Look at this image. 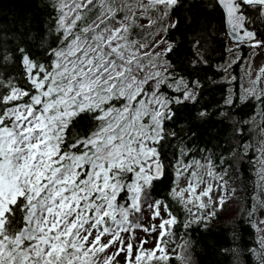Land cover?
<instances>
[{
    "label": "snow or ice",
    "instance_id": "obj_1",
    "mask_svg": "<svg viewBox=\"0 0 264 264\" xmlns=\"http://www.w3.org/2000/svg\"><path fill=\"white\" fill-rule=\"evenodd\" d=\"M52 9L47 29L22 21L15 50L0 46V264H113L125 248L127 264H167L178 223L171 205L148 204L160 220L144 229L158 232L153 248L146 240L134 248L121 233L165 181L188 213L185 229L216 216L215 206L204 212L214 184L227 189V171H217L214 154H192L178 113L209 122L208 106L197 107L205 45L223 33L238 47L264 49V0H54ZM181 27L191 37L186 53L171 36ZM251 85L224 97L227 113L218 114L223 122L238 102L255 99L252 122L259 116L264 132V67ZM260 165L250 217L264 208ZM216 203L222 208L225 195Z\"/></svg>",
    "mask_w": 264,
    "mask_h": 264
},
{
    "label": "trees",
    "instance_id": "obj_2",
    "mask_svg": "<svg viewBox=\"0 0 264 264\" xmlns=\"http://www.w3.org/2000/svg\"><path fill=\"white\" fill-rule=\"evenodd\" d=\"M53 2L54 0H0V29L7 33L6 36L0 34V46L10 51L15 50L17 41L13 38L12 31L19 28L22 21L30 22L32 28L47 29L55 20ZM171 36L180 45L179 51L186 53L191 37L184 28L172 32ZM226 43L227 38L222 33L214 42L205 45L208 64L202 65L199 72L206 87L197 107L208 106L209 122L201 124L193 119L187 109H182L178 113L176 129L183 137V143L191 147L192 154L198 159L214 154L217 171H227L228 186L226 190H221V195H225V200L231 199L238 204L239 208L227 219L221 215L225 208L223 205L207 227L203 223H193L190 228L185 229L183 223L188 218V213L171 196L170 190L174 184L168 181L159 184L146 204L166 202L178 217V223L174 226L175 235L169 237L167 264H184L185 259L188 264H260L255 238L256 212L250 217L249 211L253 205L251 197L256 193L257 187L258 140L264 142V132L258 127L261 118L256 116L253 123L252 117L261 110V106L255 99L247 104L238 102L236 108L232 109L231 118L221 122L222 117L218 112L223 109L227 113L223 98L239 96L238 67L246 55L245 50L242 51L234 64L222 69L228 55ZM172 59L181 72L187 70L183 55L173 56ZM227 73L233 76L231 82L223 80ZM241 127L244 129L242 134L239 131ZM83 130L85 129L81 126V131ZM242 142L245 147L241 150ZM205 148L208 149L206 153L197 152L198 149ZM173 150L171 147L166 149L169 159H172ZM211 207L212 203L208 211ZM260 209L264 213V208ZM207 212L204 214L207 215Z\"/></svg>",
    "mask_w": 264,
    "mask_h": 264
},
{
    "label": "rangeland",
    "instance_id": "obj_3",
    "mask_svg": "<svg viewBox=\"0 0 264 264\" xmlns=\"http://www.w3.org/2000/svg\"><path fill=\"white\" fill-rule=\"evenodd\" d=\"M141 23L147 25L148 21L147 19H143ZM237 45L232 44L227 41L226 43V49L228 50V55L225 59V63L222 69H226L228 66L234 64L238 58H239V51L238 48H236ZM245 58L241 61L240 66L238 67L239 71V96L243 95L244 90L251 87V80H255L256 75L261 67H264V49L261 48H250L248 50H245ZM225 82H231L233 80V76L229 73L225 75V78L223 79ZM259 142V152H258V158L256 159V165L257 168H260V161L261 159H264V156H262L261 149L264 148V142L262 140H258ZM207 179V178H205ZM259 183V177L257 179V184ZM181 187H186V182L181 183ZM199 191V189H198ZM221 195V190L218 189V187L214 184L213 192L211 194L212 201L211 203L213 206L219 210V205L216 203L218 201L219 196ZM207 199V198H204ZM151 204V203H149ZM224 209L222 211L223 214H221L224 218H230L233 213V211H236L239 206L235 202H232L230 200H225L224 203ZM208 209L205 210L207 212ZM161 214L164 215L163 209H161ZM153 215V209L151 207H148V204H145L143 211L140 213L133 214L130 219L132 220V226L130 227L128 232H122L121 236L124 238L126 242H131L134 245V248H139L140 241L146 240L147 243L144 245L146 248H153L155 246V237L158 235V232L156 233H148L145 232L144 229H151L153 226H157L160 223L159 218L152 219ZM165 218L166 215H165ZM264 220V213L261 209L256 211V218H255V238L256 243L258 247V253L259 255L261 252H264V247H262V241H264V224H260V221ZM120 247L119 244H117L116 247H112L107 250V253L109 256H111L113 253H116L117 248ZM127 250L125 248V251L120 253L118 256L115 257L113 264H127L126 260Z\"/></svg>",
    "mask_w": 264,
    "mask_h": 264
},
{
    "label": "flooded vegetation",
    "instance_id": "obj_4",
    "mask_svg": "<svg viewBox=\"0 0 264 264\" xmlns=\"http://www.w3.org/2000/svg\"><path fill=\"white\" fill-rule=\"evenodd\" d=\"M259 32H260V35L262 36V37H264V28H260L259 29ZM236 48H238V51H239V54H241L242 53V51H244V50H248L249 49V46H247V45H243V46H237ZM240 56V55H239Z\"/></svg>",
    "mask_w": 264,
    "mask_h": 264
},
{
    "label": "water",
    "instance_id": "obj_5",
    "mask_svg": "<svg viewBox=\"0 0 264 264\" xmlns=\"http://www.w3.org/2000/svg\"><path fill=\"white\" fill-rule=\"evenodd\" d=\"M228 40L232 43L231 38H228Z\"/></svg>",
    "mask_w": 264,
    "mask_h": 264
}]
</instances>
